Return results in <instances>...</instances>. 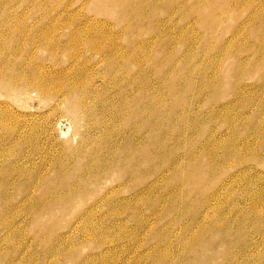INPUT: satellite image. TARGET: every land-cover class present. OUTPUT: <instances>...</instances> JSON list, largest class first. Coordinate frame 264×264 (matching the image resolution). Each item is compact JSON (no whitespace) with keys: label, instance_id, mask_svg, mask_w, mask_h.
Listing matches in <instances>:
<instances>
[{"label":"rangeland","instance_id":"rangeland-1","mask_svg":"<svg viewBox=\"0 0 264 264\" xmlns=\"http://www.w3.org/2000/svg\"><path fill=\"white\" fill-rule=\"evenodd\" d=\"M0 264H264V0H0Z\"/></svg>","mask_w":264,"mask_h":264},{"label":"bare ground","instance_id":"bare-ground-1","mask_svg":"<svg viewBox=\"0 0 264 264\" xmlns=\"http://www.w3.org/2000/svg\"><path fill=\"white\" fill-rule=\"evenodd\" d=\"M135 62V61H134ZM24 79V80H23ZM22 80H23V83H25L28 87L30 86V87H32L33 89H36V90H38V91H40V90H42V88L44 87V85L47 83V80L46 79H44V77L43 78H41V79H37V78H35L34 77V79L33 80H29V77L28 76H26L25 78H23ZM19 80V79H18ZM132 81V80H131ZM134 83V82H133ZM28 89V88H27ZM30 90V89H29ZM65 95L67 96L68 95V93H65ZM211 218V217H210ZM218 222V221H217ZM219 223V222H218ZM221 223V222H220ZM223 223V222H222ZM207 224V223H206ZM210 224V223H209ZM202 225H203V223H202ZM204 226H206V225H204ZM203 226V227H204ZM202 227V228H203ZM214 227V226H213ZM212 227V228H213ZM204 229V228H203ZM223 229V228H222ZM196 231V230H195ZM196 233H198V231L196 232ZM194 236H195V234H194ZM193 236V237H194ZM199 236L196 234V236H195V239H197L196 240V243L199 241ZM190 239H193V238H189V241H190ZM228 239V238H227ZM192 241V240H191ZM193 241H194V239H193ZM226 241V240H225ZM188 246V245H187ZM184 247V246H183ZM158 251V250H157ZM159 254H161V253H159ZM158 255V254H157Z\"/></svg>","mask_w":264,"mask_h":264}]
</instances>
